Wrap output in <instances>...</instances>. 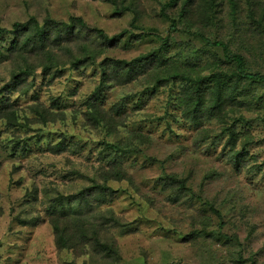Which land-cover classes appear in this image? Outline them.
Here are the masks:
<instances>
[{"label": "rangeland", "instance_id": "rangeland-1", "mask_svg": "<svg viewBox=\"0 0 264 264\" xmlns=\"http://www.w3.org/2000/svg\"><path fill=\"white\" fill-rule=\"evenodd\" d=\"M168 1L0 0V24L7 28L31 17L40 22L82 17L108 36L122 33L100 58L164 54L130 83L104 93L107 109L123 104L113 122L118 134L141 133L136 139L141 150L124 158L130 180L109 181L117 191L103 204L126 223L110 230L119 257L59 248L45 212L51 198L77 194L99 180L95 146L114 138V129L100 127L83 112L85 97L99 82L98 67L65 71L52 83L38 74L35 90L44 104L65 96L69 78L79 80L68 107L61 108L65 114L56 113V121L47 124L34 111L33 90L11 93L19 118L30 123L10 125L0 112V264H264V82L243 81L234 89L229 77H236V66L221 46L200 36L223 41L244 54L252 70L264 73V0H194L191 14L183 13L190 0L163 9ZM8 64H0V87L9 81ZM205 78L212 80L210 87L201 98L192 96L188 85ZM218 78L226 85L220 105L208 104L196 122L195 108L216 96ZM49 130L55 132L47 138L53 143L68 131L86 148L55 154L42 140L28 152L19 150L25 139ZM165 173L185 178L192 193L172 201L162 183Z\"/></svg>", "mask_w": 264, "mask_h": 264}, {"label": "trees", "instance_id": "trees-1", "mask_svg": "<svg viewBox=\"0 0 264 264\" xmlns=\"http://www.w3.org/2000/svg\"><path fill=\"white\" fill-rule=\"evenodd\" d=\"M176 1L169 0L163 5V9L173 6ZM193 3L194 0L186 1L183 6V13L191 14L194 10ZM165 16L169 18L171 27L177 29V21L168 16L167 13ZM261 23L264 26V11L260 15ZM121 36L122 33L108 36L103 29L88 24L82 17H72L67 22L56 21L51 18L40 22L35 17H31L26 21L14 22L10 28L0 24V64L10 63L8 65L11 67L9 81L0 87V112H2V117L7 118L10 125L27 126L30 123L29 120L22 121L17 109L13 107L11 101L13 91L20 90L21 95H24L33 90L34 111L38 114V119L47 124L48 121H56L53 120L56 119V113L65 114L61 108L68 107V97L75 95L78 90L77 83L79 80L76 81V75L75 78H69V86L65 96L59 95L56 98H51V103L44 104L40 101L38 91L35 90L38 74L41 79H47V83H52L56 78L61 77L65 71L78 70V72H82L94 66L99 69V82L92 92L85 97L86 107L83 110L87 118L100 127L106 130L114 129V138L104 137L95 146L97 150L96 161L99 164L96 174H100L99 180L94 181L91 186L77 194L58 195L51 198L47 202L45 212L53 227L56 244L59 248L74 249L75 251L80 249L89 254L100 255L102 258L119 257L118 241L113 234L110 235V230L111 227H124L126 225V223L121 222V218L117 217L110 207L103 208V204L117 191L108 183L111 180H130L124 158L128 154L141 150V146L136 142L139 134H141L137 129H134L136 131L134 135H131L134 131L130 130L127 138L118 134L117 127L113 122L115 116L122 112L123 104H116L107 109L104 106V93L111 85L130 83L138 74L144 73L146 67L154 65L156 61H161L160 57L164 56L162 52L156 51L131 59L116 58L109 55L100 58L107 49L115 45ZM200 36L205 38L208 43L221 46L228 63L236 66V77L235 75L229 77V80L235 83L234 89L241 88L243 81L264 82V73L252 70L244 54L233 52L228 44L223 41H212L203 34ZM77 45L78 47L75 48ZM37 67L40 68L39 73L36 70ZM29 77H31L30 82H28ZM169 78V80L174 79L172 76ZM211 82L210 78L198 80L192 85H188L187 90L192 91V96L201 98L207 88L210 87ZM224 83L218 78L217 84L219 86L217 85L218 87L214 91L216 96L209 102L205 101L206 103L199 101L195 108L196 122L208 104L213 107L220 105V93L223 88H226ZM53 133L55 132L49 130L47 134L37 135L36 140L33 138L25 139L19 150L28 152L33 143L41 146L42 140L45 141V150L55 154L70 149L82 151L86 148L82 140L76 139L75 135L68 131L57 132L60 135L59 139L53 143L47 139ZM235 163L236 169L241 170L239 161L237 160ZM162 183L164 187L170 189L169 195L172 196V201H177L183 195L188 196L192 193L186 179L176 173H165ZM206 203L209 204L211 210L218 213L212 203ZM95 206L99 212L97 215H93Z\"/></svg>", "mask_w": 264, "mask_h": 264}]
</instances>
